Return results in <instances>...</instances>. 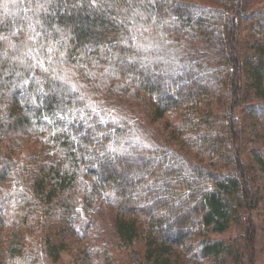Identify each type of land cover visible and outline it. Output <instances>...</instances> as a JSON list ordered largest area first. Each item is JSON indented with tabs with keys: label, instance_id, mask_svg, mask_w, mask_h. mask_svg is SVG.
Here are the masks:
<instances>
[{
	"label": "trees",
	"instance_id": "1",
	"mask_svg": "<svg viewBox=\"0 0 264 264\" xmlns=\"http://www.w3.org/2000/svg\"><path fill=\"white\" fill-rule=\"evenodd\" d=\"M251 2L0 0V264L55 263V237L101 198L120 245L144 230L131 264L172 250L256 264L260 184L237 110L264 119V101L244 99L264 45L238 47L245 20L264 32ZM140 102L153 119L175 111L179 144L142 129ZM231 223L238 236H209Z\"/></svg>",
	"mask_w": 264,
	"mask_h": 264
},
{
	"label": "rangeland",
	"instance_id": "2",
	"mask_svg": "<svg viewBox=\"0 0 264 264\" xmlns=\"http://www.w3.org/2000/svg\"><path fill=\"white\" fill-rule=\"evenodd\" d=\"M264 0H252L250 6L252 8L263 4ZM246 24V26H245ZM253 22L246 21L239 30L238 47L241 50L251 51L256 43L264 45V32H260V36L253 31ZM264 74V73H263ZM246 96L245 103L264 101V75L261 80V86L257 87L252 81L245 77ZM141 97L144 94H140ZM146 99V97H144ZM148 102V100H146ZM139 115L144 125L143 130H149L150 134L161 137L160 135L168 134L170 144H179L182 139L178 133L172 132V123L175 120V111H168L160 118L153 119L148 115L146 106L143 102L136 105ZM142 106V107H141ZM243 122V133L246 151L243 152L242 158L250 163L255 178L260 184V205L254 211L256 214L257 237L255 242L256 264H264V119L257 113L250 111L243 112L237 108ZM141 129V128H140ZM169 132L173 136H169ZM162 138V137H161ZM161 140V139H160ZM178 147V146H177ZM192 156H196L195 152L188 148H181ZM260 157V158H259ZM117 212L115 208L104 198H101L91 210L85 213V225L80 227L77 234L63 233L55 237L63 245L59 252V259L52 264H131L133 259L144 258L146 248L145 241L142 239L144 230L139 232V237L132 243V246H122L119 244L115 230V218ZM139 224L145 227V223L140 221ZM242 232L240 225L231 223L225 230L220 232H209L211 237H220L224 240L232 239ZM169 261L167 264H235L229 257H217L215 259H200L198 263L191 260L189 253L172 250L165 253Z\"/></svg>",
	"mask_w": 264,
	"mask_h": 264
},
{
	"label": "clouds",
	"instance_id": "3",
	"mask_svg": "<svg viewBox=\"0 0 264 264\" xmlns=\"http://www.w3.org/2000/svg\"><path fill=\"white\" fill-rule=\"evenodd\" d=\"M4 9H5L6 12L8 11V5L7 4L4 5ZM4 56L8 57V53L4 52ZM11 59H15V57H12Z\"/></svg>",
	"mask_w": 264,
	"mask_h": 264
}]
</instances>
